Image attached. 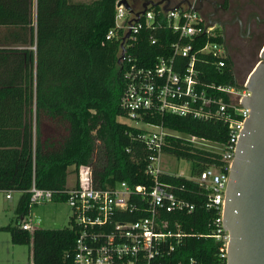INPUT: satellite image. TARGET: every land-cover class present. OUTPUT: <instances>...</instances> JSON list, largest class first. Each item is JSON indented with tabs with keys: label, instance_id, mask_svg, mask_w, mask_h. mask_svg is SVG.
Here are the masks:
<instances>
[{
	"label": "trees",
	"instance_id": "obj_1",
	"mask_svg": "<svg viewBox=\"0 0 264 264\" xmlns=\"http://www.w3.org/2000/svg\"><path fill=\"white\" fill-rule=\"evenodd\" d=\"M115 1L0 0V192L20 193L16 225L0 230L9 232L12 244L31 246L32 264H73L69 254L77 235L70 220L62 229L30 233L21 228L19 220L26 219L34 206L29 202L32 184L52 191L51 202L65 203L70 169L78 184L80 169L88 167L92 185L99 188L147 180L150 151L138 139L141 131L118 120L126 117L119 106L120 39L106 40L114 27ZM156 36L154 45L145 36L136 44L142 62L147 54L149 61L154 60L174 41ZM202 62L198 68L203 89L238 83L230 59L221 70L210 57H202ZM142 116L170 132L163 154L190 163L193 175L211 166L223 168L219 153L196 148L187 140L224 145L228 132L221 122ZM160 181L195 206L191 214L160 217V227L166 224L163 231L185 235L170 261L215 264L219 245L206 237L214 218L205 209L207 192L184 177L164 174Z\"/></svg>",
	"mask_w": 264,
	"mask_h": 264
},
{
	"label": "built area",
	"instance_id": "obj_2",
	"mask_svg": "<svg viewBox=\"0 0 264 264\" xmlns=\"http://www.w3.org/2000/svg\"><path fill=\"white\" fill-rule=\"evenodd\" d=\"M126 1L129 8L123 4ZM155 0H116L114 27L106 40L120 39L119 70L123 91L120 108L132 123L149 127L139 129L138 139L150 151L145 167V184L131 186L126 181L112 187L92 185L91 171L87 169V185L78 178L72 188L65 190L69 220L77 235L69 257L73 264H201L195 259L187 263L170 261L182 233L163 231L159 225L163 213L191 214L194 204L177 195L173 187L160 181L164 173L159 160L170 135L162 124H150L142 115H165L191 118L199 121H219L227 127L224 145L187 138L196 148H204L222 156L223 168L211 166L194 178H187L207 192L205 209L214 215L208 236L219 245L217 262L227 264L229 233L223 227L226 186L237 143L249 115L242 106L250 96L248 77L231 85H203L199 80L202 57H210L217 70L227 66L229 60L222 34L201 14V2L207 0H159L160 4H143ZM220 1V0H211ZM128 34V37L126 35ZM174 38L162 54L150 60H140L136 44L145 38L152 45L156 35ZM205 143V144H204ZM207 144V145H206ZM211 145V146H209ZM81 168V169H82ZM80 169V170H81ZM80 173V171H79ZM181 188V193L185 192ZM12 192H5L11 199ZM30 205L51 202L53 192L32 184ZM21 228L30 231L29 225ZM162 228V229H161Z\"/></svg>",
	"mask_w": 264,
	"mask_h": 264
},
{
	"label": "water",
	"instance_id": "obj_3",
	"mask_svg": "<svg viewBox=\"0 0 264 264\" xmlns=\"http://www.w3.org/2000/svg\"><path fill=\"white\" fill-rule=\"evenodd\" d=\"M123 4L129 8L126 1ZM159 4L148 1L143 8ZM260 59L248 75L250 96L242 106L249 115L226 186L223 227L229 233L227 264H264V44Z\"/></svg>",
	"mask_w": 264,
	"mask_h": 264
},
{
	"label": "rangeland",
	"instance_id": "obj_4",
	"mask_svg": "<svg viewBox=\"0 0 264 264\" xmlns=\"http://www.w3.org/2000/svg\"><path fill=\"white\" fill-rule=\"evenodd\" d=\"M89 2L92 0H76V2ZM34 14V10H33ZM261 45V44H260ZM260 46L256 48L247 58L246 65L244 58H238L239 67H233L234 74L238 83L244 81L250 70L260 61ZM119 122L137 126L140 128H146L152 130L149 127L132 123L126 117H120ZM205 144V143H204ZM207 145V144H206ZM211 146V145H209ZM159 168L162 173L168 175H175L184 178H194L192 173V165L183 160H177L171 155L162 154L159 160ZM87 169L82 168L79 173V180L83 186L87 185L86 177ZM76 182L75 175L69 170L67 177L66 186L72 188ZM18 195H13L11 203H5L0 196V228H6L8 226L14 227L16 225L17 215L15 207L17 204ZM70 217V209L66 203L60 202H44L38 205H34L29 213L26 220H30L32 229H62L68 226ZM10 234L6 229L0 230V264H31L28 258V246L25 245H14L10 242ZM6 243H10L7 246ZM10 247V248H8Z\"/></svg>",
	"mask_w": 264,
	"mask_h": 264
},
{
	"label": "flooded vegetation",
	"instance_id": "obj_5",
	"mask_svg": "<svg viewBox=\"0 0 264 264\" xmlns=\"http://www.w3.org/2000/svg\"><path fill=\"white\" fill-rule=\"evenodd\" d=\"M201 14L222 34L233 67L246 65L248 56L258 46L261 50L264 44V0L202 1ZM238 58H244L242 65Z\"/></svg>",
	"mask_w": 264,
	"mask_h": 264
},
{
	"label": "crops",
	"instance_id": "obj_6",
	"mask_svg": "<svg viewBox=\"0 0 264 264\" xmlns=\"http://www.w3.org/2000/svg\"><path fill=\"white\" fill-rule=\"evenodd\" d=\"M72 2H76V0H71ZM5 192H0V196H2V199H3V201L5 202V203H11V201H12V199H13V195H18V199H19V197H20V193H18V192H16V193H11V199L10 200H6L5 199ZM17 202H18V200H17ZM17 218V217H16ZM27 224V225H29V227H30V229H32L31 227H32V225L30 224V220H26V219H23V218H21L20 220H19V222H18V224ZM11 242V241H10ZM7 244V246H9V244L10 243H6ZM8 248H10V247H8ZM28 258L30 259V262H31V264H32V261H31V246H28Z\"/></svg>",
	"mask_w": 264,
	"mask_h": 264
}]
</instances>
